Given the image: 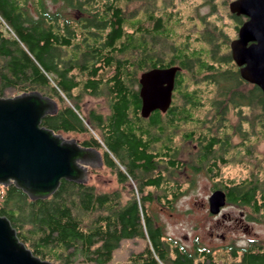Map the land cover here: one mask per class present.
<instances>
[{
	"label": "trees",
	"instance_id": "16d2710c",
	"mask_svg": "<svg viewBox=\"0 0 264 264\" xmlns=\"http://www.w3.org/2000/svg\"><path fill=\"white\" fill-rule=\"evenodd\" d=\"M139 1L0 0V95L9 89L37 90L55 99L57 112L41 124L58 133H88L78 142L101 151L103 166L117 171L119 184L132 180L135 185L123 200L122 189L100 192L62 180L51 196L31 200L9 184L0 188V215L34 255L54 264H107L122 240L137 237L147 244L130 253L127 264H264L260 252L246 250L238 262L230 250L235 260L230 263L214 259L197 241L190 253L179 244L171 251L162 240L150 204L163 197L162 204L172 208L182 192L179 183L166 178V169L185 165L211 180L219 178L213 188H227L231 203L237 198L249 203L258 193L264 200V173L233 185L220 178L229 151L245 146L252 136L264 139V98L257 85L240 77L228 39L216 42L212 33L177 37L169 24L181 19L162 1L158 6L148 0L153 8L145 4L140 11L138 4L126 14L124 7ZM230 16L238 30L242 18ZM172 65L180 70L169 108L142 117L140 74ZM102 91L109 112L83 115L81 98ZM230 110L247 124L246 129L232 126L241 138L236 144L226 132ZM182 125L191 127L182 139L196 146L188 164L177 158L174 144ZM152 190L162 192L161 197Z\"/></svg>",
	"mask_w": 264,
	"mask_h": 264
},
{
	"label": "water",
	"instance_id": "95a60500",
	"mask_svg": "<svg viewBox=\"0 0 264 264\" xmlns=\"http://www.w3.org/2000/svg\"><path fill=\"white\" fill-rule=\"evenodd\" d=\"M229 11L246 17L229 43L240 77L257 85L264 98V0H233ZM178 65L154 67L140 74V114L165 112L172 101ZM56 101L37 90L0 95V185L14 184L31 200L56 192L62 180L85 184L89 167L102 166L100 151L81 146L41 124L57 112ZM223 190L208 198L209 212L217 215L225 204ZM0 264H54L34 255L21 242L7 217L0 215Z\"/></svg>",
	"mask_w": 264,
	"mask_h": 264
},
{
	"label": "rangeland",
	"instance_id": "374dc122",
	"mask_svg": "<svg viewBox=\"0 0 264 264\" xmlns=\"http://www.w3.org/2000/svg\"><path fill=\"white\" fill-rule=\"evenodd\" d=\"M157 1V5L162 3L169 9L177 11V15L181 19L178 25H171L173 34L179 37L184 34H210L216 38L215 41H225L228 39V46L232 39L237 35L234 24L236 22L230 16L229 3L233 0H151ZM151 2L148 0H140L139 2L129 3L124 7L126 14L131 13L139 4L140 11L144 10L145 4L151 7ZM244 20L245 18L239 16ZM242 23V22H241ZM238 26L240 23H237ZM218 29H221L222 36L219 35ZM177 36V37H178ZM181 38V37H180ZM160 41V40H158ZM207 48V45H205ZM229 51V48H228ZM202 85V83H200ZM18 94L16 91L9 89L4 96H13ZM80 107L83 115H87L90 110H95L98 113L106 115L108 110V96L105 91H102L99 96L84 95L81 98ZM235 110H230L228 113V123L231 127L226 128V132L232 134V144L240 142L239 134H235L237 124H241V129H246L247 124L238 117ZM246 111V109H245ZM86 126L97 136L96 130L90 127L86 121ZM189 125H182L175 133L174 144L178 147L177 158L188 164L195 156L196 146L193 141H184L182 133L190 130ZM65 138H75L81 141L88 136V133H60ZM247 141L245 146H238L235 150L229 151L225 155L226 164L221 166L220 178L222 183L233 185L242 180H248L247 177L252 174L264 173V139L252 136ZM243 145V144H242ZM235 151H237L235 153ZM235 153V154H234ZM185 166V165H184ZM175 170H165V176L171 183L177 182L180 184L181 194L172 200V208L163 205L164 198L154 199L150 204L151 216L155 225L160 226L165 237L162 240L168 244L172 251L177 244L181 245L186 251L193 252V245L197 241L202 247L207 248L214 259L232 262L233 259L230 251L235 245L244 244L243 232L236 227L234 219L221 218L209 212L208 198L213 191L214 185H217L219 178L211 180L203 172H195L188 166ZM164 167V166H161ZM117 171H111L105 166L89 167L87 173L86 184L92 185L96 191L110 192L116 189H122L123 200L130 196V189H135L132 180L125 184L118 183ZM220 179V180H221ZM262 184H264V178ZM124 185V186H123ZM1 188V187H0ZM151 189V188H150ZM215 189H221L216 187ZM148 190V189H146ZM156 196L162 192L152 190ZM171 198V197H170ZM161 200V201H160ZM225 206V205H224ZM240 207H226L223 211H235L238 214ZM220 213V212H219ZM238 226V225H237ZM249 231L264 237V228H261L256 223H248ZM222 235L225 239H222ZM174 240V241H173ZM176 240V241H175ZM145 238L124 239L119 246L113 251L112 259L107 264H127L128 256L132 252L141 251L146 246ZM201 259V258H200ZM198 259H196L197 261Z\"/></svg>",
	"mask_w": 264,
	"mask_h": 264
},
{
	"label": "flooded vegetation",
	"instance_id": "af4514ba",
	"mask_svg": "<svg viewBox=\"0 0 264 264\" xmlns=\"http://www.w3.org/2000/svg\"><path fill=\"white\" fill-rule=\"evenodd\" d=\"M0 187L3 186L0 185ZM220 190H223L226 195L224 204L225 206L221 208L220 213L216 216H220L224 219L228 218V220L234 219L236 227H238L243 232V235L246 236L244 238V244L235 245V247L232 246V248L230 247V249H228L227 251L234 249L235 252L238 254V262L246 250H250L253 253H264V237L256 233H254L253 235V233L249 231V227L247 226L248 223L252 222L256 223L261 228H264V200L261 199L263 196L262 193H258V195L255 194L254 196H252L249 203L243 202L247 201V199L242 200L239 198H237L238 201L236 203H231L228 200V189L224 187ZM232 206L240 207V209H238V214L232 210H229L227 212L223 211L226 207ZM221 237L222 239H225L224 235H222Z\"/></svg>",
	"mask_w": 264,
	"mask_h": 264
}]
</instances>
